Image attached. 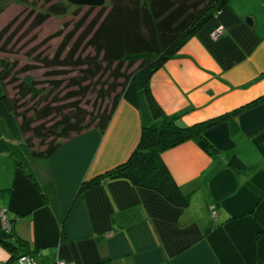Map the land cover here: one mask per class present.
Returning <instances> with one entry per match:
<instances>
[{
    "label": "crops",
    "instance_id": "0c3cea01",
    "mask_svg": "<svg viewBox=\"0 0 264 264\" xmlns=\"http://www.w3.org/2000/svg\"><path fill=\"white\" fill-rule=\"evenodd\" d=\"M218 25L224 34L213 40ZM149 87L180 126L262 97L264 0H228L153 73ZM234 118L236 127L227 118L204 132L210 154L193 140L161 154L189 197L183 208L124 178L90 183L138 143L141 113L120 99L103 132L65 140L26 168L1 147L0 212L36 264H264V99ZM6 126L0 118V141L11 136ZM232 155L244 169L229 164ZM0 264H19L1 244Z\"/></svg>",
    "mask_w": 264,
    "mask_h": 264
},
{
    "label": "trees",
    "instance_id": "16d2710c",
    "mask_svg": "<svg viewBox=\"0 0 264 264\" xmlns=\"http://www.w3.org/2000/svg\"><path fill=\"white\" fill-rule=\"evenodd\" d=\"M227 1L120 0L113 3L107 14H104L103 3L77 4L72 0H46L48 5L36 13L35 27L50 16L67 14L70 4L77 6L76 15L83 5L88 8L75 27L63 35L55 52L43 56L42 61L48 68L49 77L68 74L67 78L71 82L82 85L79 93H89V97H93V110L88 113L78 108L76 111L64 112L43 105L32 107L28 115V111L20 110V100L37 95L43 87H37L30 76L19 79L14 75L13 70L18 61L0 58V118L5 120L11 135L9 139L0 141V148L4 147L18 167L26 168L29 158L50 156L65 140L92 128L103 132L119 100L124 99L141 113L138 143L123 163L95 177L90 183H96L101 178H124L135 186L154 190L178 208L187 206L189 197L174 181L161 160V154L186 140L197 142L210 154L212 150L204 138V132L227 118H230V125L236 127L234 116L263 100L264 95L228 114L180 126L175 117L165 114L153 99L149 82L153 73L173 57L184 42ZM96 8V14L80 29L89 13ZM4 34V31H0L1 52H5L8 45L5 40L2 41ZM142 53H151L154 57L128 59ZM72 72L78 73V77H71ZM55 78L50 82L51 88L60 84ZM8 84H13V94L7 90ZM73 106L75 108L76 103ZM52 113L57 114V119L46 124L43 119ZM37 121L43 122L37 124ZM34 139L44 148L32 146ZM229 164L237 171L245 168L236 155L230 157ZM0 244L15 259L24 254L31 255L25 248V242L9 227L2 228L1 223Z\"/></svg>",
    "mask_w": 264,
    "mask_h": 264
},
{
    "label": "rangeland",
    "instance_id": "374dc122",
    "mask_svg": "<svg viewBox=\"0 0 264 264\" xmlns=\"http://www.w3.org/2000/svg\"><path fill=\"white\" fill-rule=\"evenodd\" d=\"M118 1L120 0H106L103 3L104 5L102 4L104 6L103 9H105L104 14H107L113 3ZM47 5L46 0H0V31L5 32L2 41L5 40L8 43L5 48L6 51H0V58L18 61V65L13 70L14 75L19 79L30 76L37 87H43V90L38 92L37 95L21 99L20 110L28 111L29 115L32 112V107L49 105L51 109L58 108L64 112L76 111L79 108L91 113L93 110V97H89V93H85L84 95L79 93V88L82 85H75L67 78V74L54 77L60 84L58 87L51 88L50 82L54 78L47 75L48 68L45 67L46 65L42 61L43 56L52 55L55 52V48L60 44L63 35L75 27L76 22L88 8L86 5H83L84 7L76 15L75 12L78 11L77 6L70 4L67 14L63 16H50L44 23L35 27L33 23L35 22L36 13L40 9L43 11ZM97 11L98 9L96 8L89 13L88 18L83 22L80 29H83L88 24ZM38 54H41L42 57H39ZM36 57H39L40 60ZM152 57L154 55L151 53H142L132 55L128 59ZM77 74L76 72H72L70 75L76 78ZM12 87L13 84L6 86L7 90L13 94L15 90ZM75 103L77 106L74 108L73 105ZM56 119L57 114L52 113L43 120L46 124H50ZM42 122L37 121L36 123ZM6 131L8 132L7 126ZM33 145L34 147L39 146L37 139L32 140ZM43 148L44 146H39V149Z\"/></svg>",
    "mask_w": 264,
    "mask_h": 264
},
{
    "label": "built area",
    "instance_id": "2783aa9c",
    "mask_svg": "<svg viewBox=\"0 0 264 264\" xmlns=\"http://www.w3.org/2000/svg\"><path fill=\"white\" fill-rule=\"evenodd\" d=\"M223 34H224V28L221 25H218L214 30L211 31L210 35L213 40H216L219 39ZM215 214H216V210L212 209L211 215L214 217ZM0 223L2 228H8L7 220L2 211L0 212ZM16 260L19 264H36L33 258L31 257V255H27V254L19 256ZM52 264H74V263L57 259Z\"/></svg>",
    "mask_w": 264,
    "mask_h": 264
},
{
    "label": "water",
    "instance_id": "95a60500",
    "mask_svg": "<svg viewBox=\"0 0 264 264\" xmlns=\"http://www.w3.org/2000/svg\"><path fill=\"white\" fill-rule=\"evenodd\" d=\"M77 4H102L104 0H72Z\"/></svg>",
    "mask_w": 264,
    "mask_h": 264
}]
</instances>
